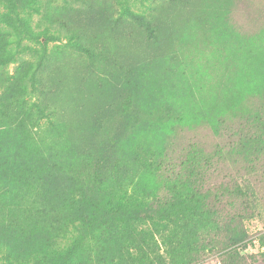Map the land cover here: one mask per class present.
Masks as SVG:
<instances>
[{
  "label": "rangeland",
  "instance_id": "obj_1",
  "mask_svg": "<svg viewBox=\"0 0 264 264\" xmlns=\"http://www.w3.org/2000/svg\"><path fill=\"white\" fill-rule=\"evenodd\" d=\"M3 1L0 262L46 254L69 228L74 264H134L127 225L133 244L159 239L154 264H264V0H44L42 14ZM187 161L206 205L176 199ZM115 169L147 205L116 209Z\"/></svg>",
  "mask_w": 264,
  "mask_h": 264
},
{
  "label": "trees",
  "instance_id": "obj_2",
  "mask_svg": "<svg viewBox=\"0 0 264 264\" xmlns=\"http://www.w3.org/2000/svg\"><path fill=\"white\" fill-rule=\"evenodd\" d=\"M127 0H122V3H125ZM131 1V0H128ZM133 1V0H132ZM133 3V2H132ZM2 4L8 8V9H14L15 5L14 3H9L7 4L5 1L2 0ZM1 6V5H0ZM33 6V5H31ZM134 7V6H133ZM133 7H131L130 5V11L132 12V14H135L137 16H146V11L144 10H136ZM36 8V11L38 14H42V13H46L47 12V8L49 10H51L50 5H46L44 3V0H34V10ZM2 14H4V12H2ZM31 14L32 12L26 15V24L29 27V33H35L32 29L30 20H31ZM1 26H3L5 29L10 27V24L7 22H2L1 21ZM42 35H44L45 37L48 36V34L45 32L42 33ZM41 43V42H40ZM42 44V43H41ZM48 44L44 43L42 44V46H46ZM79 48L84 49L85 47L81 46L78 44ZM87 49V48H85ZM88 50V49H87ZM7 55H10V52L7 53ZM33 107H37L40 108L41 106L38 105L37 103H33L32 104ZM42 127V123H38L37 124V128ZM197 162H193V161H187V164L189 165H185L184 170H186L185 174H182L179 178V181L177 182L180 183L179 186H181L180 188H177L176 191V199L181 200L182 197L184 196V193H188L191 191V197L192 198H198V203H200L201 205H206L205 203V196H203L202 194H206V193H201L197 195V191L195 190L196 188L193 187V185L190 183L187 173H191L192 172V165H198L196 164ZM113 177H114V181L115 184L118 186V190L116 191V196H115V201H114V205L116 207L117 210L119 211H128L131 208H134V206H143V205H147L146 203L148 202V197L144 196V194L138 192V190H136L132 184L130 183H126L124 180H122L123 178L120 176V171L117 169L114 170L113 172ZM237 194H244L243 189H239ZM215 196V199L217 201H224V196L222 195L221 192L219 191H215V194H213ZM217 204V203H214ZM233 205V203H231ZM40 204H37V207ZM216 210V209H215ZM213 210L212 213L215 211ZM219 212V210H218ZM233 212V211H230ZM229 212V213H230ZM212 215V214H210ZM228 218H230V220H241L243 218H245V216H243V214L241 213H236L235 215H229ZM208 222L213 225L214 227L218 228V229H222L225 227V221L224 220H218V219H213L210 220L209 218L207 219ZM59 223V221H57V224ZM121 230L123 232V240L121 243V248H122V253L125 254L126 256H128L132 262L134 264H154L153 261H149L146 257V255L152 254V255H158V257L154 260L156 261L157 259H159L161 256L158 253V251H161V248L159 246V239H156L155 237H153L152 234V245H149L148 248H145L143 246V243L141 242H137L136 244H133V241L126 235V231H127V225L121 227ZM151 231V227L147 226L146 224H141L139 223L138 225L136 224L134 229H133V233L134 235H140L141 237H144L145 235L149 234ZM76 233L72 230H70L69 228H65V229H61V234L59 236V239H63L61 241V243L55 245V247H52L51 249L48 250V252L46 254H31L29 256H26L22 259H19L18 262L13 263L11 260L9 261L8 259L6 260L7 264H32L35 262H39L41 260L44 259V257L46 255L52 256L55 259L58 258H65L67 259V261L71 262L72 264L75 263L74 258L77 256V254L74 252V247L77 245V240H76ZM81 246H83V252H87V251H93L94 248L92 246H87L86 243L81 244ZM150 250V251H149ZM206 255L205 252H203L202 257L200 259L195 260L192 264H198V263H203V261L206 259ZM208 258V257H207ZM0 264H5L2 262H0ZM166 264V263H165Z\"/></svg>",
  "mask_w": 264,
  "mask_h": 264
}]
</instances>
